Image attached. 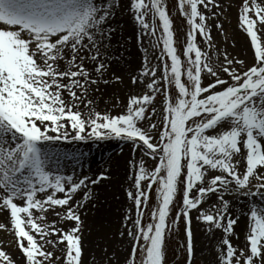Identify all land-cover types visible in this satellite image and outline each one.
I'll return each mask as SVG.
<instances>
[{
	"label": "snow or ice",
	"instance_id": "1",
	"mask_svg": "<svg viewBox=\"0 0 264 264\" xmlns=\"http://www.w3.org/2000/svg\"><path fill=\"white\" fill-rule=\"evenodd\" d=\"M178 3L190 27L186 69L174 46L173 21L165 0H131L141 42L145 36L156 38L153 48L162 42L157 57L163 61L162 71L145 54L140 75L131 82L144 85L147 91L130 96L126 111L112 116L96 111V94L101 83H110L105 76L116 55L112 21L118 0H0V210L10 215L23 264H82L80 209L84 205L74 197L106 177L74 179L49 169L44 143L69 137L74 141L126 139L134 149L158 159L151 171L140 160L136 191L127 193L136 215L135 219L127 216L131 227L126 224L125 228L132 247L124 264H137L138 250L139 264H165L166 238L181 217L188 264H192L193 210L209 233L220 230L222 234L217 264H264V205L249 209V234L238 249L231 240L237 235L238 218L230 214L226 198L232 193H264V38L260 34L264 32V0H242L239 12V22L254 49L250 67L227 51L214 63L197 44L199 35L209 49L214 47L208 18L216 16L212 8L223 11L218 0ZM214 27L223 30L220 23ZM160 93L162 130L152 122ZM153 130L157 142H153ZM241 162L246 164L243 172ZM153 185L158 205L151 212L152 222L144 225L142 206L147 207ZM178 194H182V206L170 224ZM212 196L218 206L201 211L205 198ZM90 199L83 196L85 202ZM49 214L58 218L51 225L46 223ZM59 220L74 224L64 230L57 227ZM8 228L0 223V229ZM0 264L18 262L0 248Z\"/></svg>",
	"mask_w": 264,
	"mask_h": 264
},
{
	"label": "rangeland",
	"instance_id": "2",
	"mask_svg": "<svg viewBox=\"0 0 264 264\" xmlns=\"http://www.w3.org/2000/svg\"><path fill=\"white\" fill-rule=\"evenodd\" d=\"M147 2V0H146ZM119 8L116 10L115 19L112 21V25L116 31L113 33L112 45L119 48V51L115 56L111 57V67L106 73L105 78L109 79L110 83L107 85L101 83L100 90L108 91V100L104 103V107H99L102 99L96 94V111L108 113L112 116L123 114L126 111V105L130 96L141 95L146 92L144 85L131 82L133 76H139L142 70L143 58L145 54L148 55L152 65H158L162 71V60H158L161 50L163 48L162 42L157 47L153 48L152 45L156 44V38L149 39L147 36L143 37L141 42V31L140 26L134 20L132 11L129 12V3L131 0H118ZM223 11L221 9L212 8V13L216 16L209 14L208 23L212 28V37L214 47L209 49L207 44L202 41V38L197 35V44L202 50L207 51L215 63L217 58L222 60V54L227 51L232 56H236L239 59L245 61L246 66L250 67L254 64V49L250 45V37L243 30L239 22V12L242 7V0H223L221 3ZM167 11L170 18L173 21V32H174V46L177 48V54L180 56L183 67L186 69L187 56L184 55L187 43V33L190 31V27L187 24V19L182 15L179 9L178 0L167 1ZM211 7V6H210ZM202 11L207 10L201 8ZM228 10L234 11V17H228ZM218 17V18H217ZM151 22V14L147 17ZM157 35L160 34L162 29L159 27V20L156 21ZM220 23L223 25V30H217L214 25ZM240 31L244 43L243 54L241 55L238 51V43L231 38V30ZM231 29H230V28ZM264 38V32L260 33ZM119 42L120 46H116ZM243 48V49H244ZM147 49V53H145ZM194 58V54H193ZM161 71H158L157 76L160 77ZM116 77H120L119 80ZM207 83V79L204 80ZM102 93H100L101 95ZM66 95V94H65ZM104 96V94H102ZM101 95V96H102ZM173 98L175 93L172 90ZM154 106L157 110V115L153 117L152 122L157 124V129L162 130V116L164 98L163 94H157L154 101ZM99 107V108H98ZM81 110L86 114L87 109L81 105ZM153 135L156 136L157 142L159 140L156 135V130H153ZM116 144V146H113ZM45 147H54L55 150H45L48 156V167L53 171L54 174L63 176H73L74 179L82 178L84 175H88L93 179L99 178L101 175L105 176L106 179H100L95 185L89 184L88 188L83 190V193L91 196L89 203H82L84 206L80 209L82 224V264H114L115 261H119V264H124L126 258L130 257L132 241L127 235L125 228L126 212L128 203V191L135 192L134 178L138 175L139 162L143 159L145 167L151 171L158 163L152 160L150 156L144 154L141 149H134L132 141L126 139L112 138L106 140H88V141H74L69 137L68 141H55L45 142ZM95 147V149H93ZM84 148H89L93 152L90 153L88 161H75L72 164L67 162H61L60 160L72 151H78L87 153ZM95 150H97L95 152ZM82 156V155H81ZM84 157V156H83ZM111 158L109 164L104 162ZM90 159H93L90 161ZM70 160V159H69ZM97 163H101L103 167L94 169ZM240 170L243 172L244 167L242 164L239 165ZM112 168L114 173H123V184L120 185V189L117 191V181L114 174L110 173L109 169ZM122 171V172H121ZM132 171L131 176L127 179V173ZM126 183V185H125ZM147 183V182H144ZM255 183V181L253 182ZM181 189L183 185L180 186ZM105 190L106 196L103 195ZM99 201L94 196L100 195ZM253 192L255 189L253 188ZM75 195L74 200L77 202L81 196ZM111 195V197L108 196ZM42 195V194H41ZM82 195V194H81ZM195 195V190L193 191ZM62 197V194H58ZM230 200L231 208L230 214L233 218L237 219V224L234 226L236 236L232 237V243L238 249L243 248L246 243V236L249 234V209L252 207H259L264 205V193L260 195H242L232 193L226 197ZM106 200V202H105ZM206 203L201 205V211H212L214 207L218 206L215 204L216 197H206ZM153 202L152 193H150V199L148 200L147 207L143 208V219L142 223L147 225L152 222L150 204ZM105 203L104 209L101 210V206ZM125 204V205H124ZM131 214L135 219L136 211L134 208L133 200L131 199ZM182 206V194L176 197L175 207L176 213L173 215L175 218L177 211ZM127 207V208H126ZM59 210V209H58ZM98 214V215H97ZM198 213L193 210L192 216V232H193V245L194 255L192 258V264H217V251L219 249V242L221 238L220 230H215L213 233L207 231V226L204 222L197 220ZM54 214H49L46 223L49 224L50 218L54 217ZM98 221V222H97ZM0 223L9 225L7 230L0 229V248L7 251L18 264H23V257L16 244V237L14 231L10 227V215L7 211L0 210ZM74 222H70L69 230L73 226ZM131 227V222L128 224ZM107 228V232L104 233L103 228ZM124 233L123 240L124 244L117 245V240ZM238 237V238H237ZM122 238V237H121ZM38 242L40 238L37 236ZM63 248V245L59 246ZM186 247V235H185V221L181 217L178 227L170 233L166 238L165 247V264H188ZM57 255H60L59 251ZM107 256H112L113 260L108 261ZM137 259V257H136ZM139 264V261H137Z\"/></svg>",
	"mask_w": 264,
	"mask_h": 264
},
{
	"label": "bare ground",
	"instance_id": "3",
	"mask_svg": "<svg viewBox=\"0 0 264 264\" xmlns=\"http://www.w3.org/2000/svg\"><path fill=\"white\" fill-rule=\"evenodd\" d=\"M218 2L221 4L222 2H223V0H218ZM130 6H131V3H129V12H131L130 11ZM222 6V5H221ZM228 17L229 18H233L234 17V11H232V10H228ZM232 27V30H231V32H230V34H231V38L232 39H234V41H236L237 43H238V45H239V47L237 48L238 49V51L240 52V54L242 55L243 54V50H246L245 48H244V43H243V39H242V35H241V33H240V31H238V30H233V26H231ZM230 28V27H229ZM231 29V28H230ZM114 37V36H113ZM116 46H120V43L119 42H117L116 43ZM244 48V49H243ZM113 51H115L116 53L119 51V48H116V47H114V49H113ZM100 93H102V94H104V96L102 95H100ZM100 93L98 94V96L102 99V102L103 103H101L100 105H99V107H104V106H106V105H104L105 103V101L106 100H108V91L107 90H100ZM98 107V108H99ZM97 108V107H96ZM60 141H62V140H60ZM113 146H116V144H113ZM43 148L45 149V150H55V148L54 147H45V146H43ZM93 149H95V147L93 148ZM83 150H85L87 153H85L84 155H83V153H81V152H78V151H72L71 153H68L65 157H63L60 161L61 162H67V165L69 164H72V163H74L75 161H88L89 159H87V157H89L90 155V153H92L93 151L92 150H89V148H84ZM97 150H95V152H96ZM90 152V153H89ZM82 155V156H81ZM84 156V157H83ZM111 158L112 157H110V158H108L105 162H104V164L107 162L108 164H109V162H111ZM70 159V160H69ZM236 159H239V157H237ZM91 160H93V159H90V161ZM241 164H242V166L245 168L246 167V164L244 163V162H241ZM101 167H103L102 165H101V163L99 164V163H97V165H95L94 166V168H92V170H94V169H99V168H101ZM109 171H110V173H112V174H114V175H116L115 176V179H116V181H117V185H116V189H117V191L116 192H118V190L120 189V185H122L123 184V173H121V174H118V173H114L113 172V170H112V168H110L109 169ZM122 172V171H121ZM132 171H129L128 173H127V179H129V177L131 176V179H132ZM125 185H126V183H125ZM100 193V195H96V196H94L95 198H96V200H98L99 201V198H100V196L104 199V197L102 196V193L101 192H99ZM82 194V195H81ZM78 195L79 196H81L80 198H78V200H77V203H89L90 201L88 200V201H84L83 200V196L85 195V194H83V193H78ZM103 195L104 196H106V198H107V195H106V193H105V190L103 191ZM108 196L109 197H111V195L110 194H108ZM105 202H106V200H105ZM125 204H127V212H126V222H125V225L127 224H129V221H128V219H127V216L129 215V214H131V199H129L128 200V203L127 202H124ZM124 204V205H125ZM104 206H105V203L101 206V210L99 211V213L98 214H100V212L104 209ZM63 214V213H62ZM97 214V215H98ZM58 220V218L56 217V216H54V217H52V218H50V221H49V225H51L54 221H57ZM70 222L71 221H66V220H59V222L57 223V227H59V228H63L64 230H67L68 229V227H69V224H70ZM98 222V221H97ZM105 231H104V233H106L107 232V228H103ZM122 237V238H121ZM123 236H120L119 238H118V240H117V245L118 246H120L121 244H124V240H123Z\"/></svg>",
	"mask_w": 264,
	"mask_h": 264
}]
</instances>
